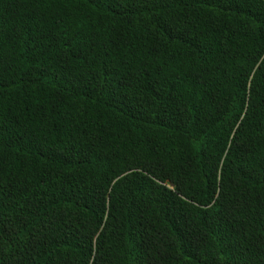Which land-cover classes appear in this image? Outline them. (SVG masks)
Returning a JSON list of instances; mask_svg holds the SVG:
<instances>
[{"label": "trees", "instance_id": "16d2710c", "mask_svg": "<svg viewBox=\"0 0 264 264\" xmlns=\"http://www.w3.org/2000/svg\"><path fill=\"white\" fill-rule=\"evenodd\" d=\"M0 264H264V0H0Z\"/></svg>", "mask_w": 264, "mask_h": 264}]
</instances>
